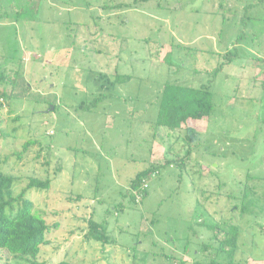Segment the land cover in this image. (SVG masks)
<instances>
[{
	"label": "rangeland",
	"instance_id": "obj_1",
	"mask_svg": "<svg viewBox=\"0 0 264 264\" xmlns=\"http://www.w3.org/2000/svg\"><path fill=\"white\" fill-rule=\"evenodd\" d=\"M1 76L0 170L15 196L49 181L25 198L58 228L36 260L0 251V264H209L199 222L241 218L234 264H264V213L234 209L246 187L264 192V0H0ZM167 83L213 95L188 122L190 158L184 131L156 125ZM155 167L130 202L129 182Z\"/></svg>",
	"mask_w": 264,
	"mask_h": 264
},
{
	"label": "trees",
	"instance_id": "obj_2",
	"mask_svg": "<svg viewBox=\"0 0 264 264\" xmlns=\"http://www.w3.org/2000/svg\"><path fill=\"white\" fill-rule=\"evenodd\" d=\"M222 66L223 64L218 67L215 72L216 74L221 70ZM4 78L1 76L0 82H4ZM15 80H12L11 84L13 86ZM129 80V76L123 77L117 75L116 77V81L121 83ZM9 96L10 94L4 90L0 92V97L4 100H8ZM213 110V95L209 87L201 86L194 88L167 83L163 87L160 96V107L157 112L156 125L157 127L167 128L171 131H184V139L189 147L186 155L189 157L191 154V146L196 142L200 133L195 127L189 126L187 122L208 118ZM30 144L31 142L27 143L24 146V150ZM184 158L180 162H177L178 166H184ZM156 169L157 167L141 171L129 182L127 195L125 196L129 197L130 202L135 204L136 199L133 192L139 191L142 182L148 180ZM16 181L17 179L14 176L0 170V251L15 258L29 257L30 259L36 260L40 255L41 247L48 244L47 233L51 229H57L58 225H49L46 219L34 210L33 203L25 198V195L31 189H48L50 183L49 181L31 179L27 188L20 195L15 196L13 194V188ZM148 190L145 192L143 200L146 199ZM119 207L121 211L123 205ZM234 209L236 211L240 210L243 217L250 215L259 218L261 213H264V192L262 193L261 189L257 187L250 188L249 190L246 187L243 192L241 205L234 207ZM241 219L236 220L238 221L236 224L233 222L235 219H233L229 223H226V227H221L216 223H207L206 221L199 222L206 230L211 231L212 235L205 242H200L201 245L199 248L197 250L195 249V256L211 257L213 253L215 259L224 258L228 260V264H234L239 250V238L242 234V228L240 227ZM89 222L91 225L90 233L96 232L100 234L98 230L101 228L102 233L100 234V239H103V231L105 229L93 221ZM217 230L223 233V237L218 235ZM105 240L107 239L105 238ZM190 251L188 246H186L182 253L188 254ZM173 259L175 258L170 257L169 260ZM215 259H212L209 264H222L217 263ZM56 264L75 263L64 259ZM179 264L188 263L181 260Z\"/></svg>",
	"mask_w": 264,
	"mask_h": 264
},
{
	"label": "built area",
	"instance_id": "obj_3",
	"mask_svg": "<svg viewBox=\"0 0 264 264\" xmlns=\"http://www.w3.org/2000/svg\"><path fill=\"white\" fill-rule=\"evenodd\" d=\"M153 176H154V174H153ZM148 186H149L148 180H144L142 182L140 190L137 192H133V195L135 196L137 203H140L143 200V198L145 196V192L148 190Z\"/></svg>",
	"mask_w": 264,
	"mask_h": 264
},
{
	"label": "crops",
	"instance_id": "obj_4",
	"mask_svg": "<svg viewBox=\"0 0 264 264\" xmlns=\"http://www.w3.org/2000/svg\"><path fill=\"white\" fill-rule=\"evenodd\" d=\"M188 122H189V121H188ZM188 122H187V123H188ZM169 131H170V129H169ZM164 134H168V133L164 132ZM161 136H162V135H161ZM164 136H166V135H164ZM154 152H155V151H154ZM168 152H172L171 149L168 148ZM155 154H156V153H155ZM165 160H166V161H165L166 163L172 161V160L166 159V157H165ZM128 185H129V184H128Z\"/></svg>",
	"mask_w": 264,
	"mask_h": 264
},
{
	"label": "water",
	"instance_id": "obj_5",
	"mask_svg": "<svg viewBox=\"0 0 264 264\" xmlns=\"http://www.w3.org/2000/svg\"><path fill=\"white\" fill-rule=\"evenodd\" d=\"M53 109H54V107H51V108H50V110H53Z\"/></svg>",
	"mask_w": 264,
	"mask_h": 264
}]
</instances>
